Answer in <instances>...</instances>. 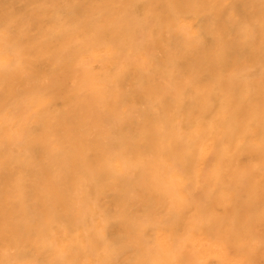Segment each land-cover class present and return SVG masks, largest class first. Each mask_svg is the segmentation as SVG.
I'll return each mask as SVG.
<instances>
[{
  "label": "bare ground",
  "instance_id": "bare-ground-1",
  "mask_svg": "<svg viewBox=\"0 0 264 264\" xmlns=\"http://www.w3.org/2000/svg\"><path fill=\"white\" fill-rule=\"evenodd\" d=\"M0 264H264V0H0Z\"/></svg>",
  "mask_w": 264,
  "mask_h": 264
}]
</instances>
